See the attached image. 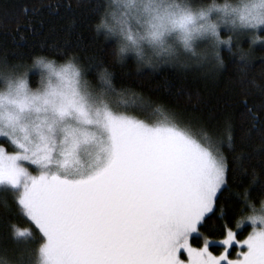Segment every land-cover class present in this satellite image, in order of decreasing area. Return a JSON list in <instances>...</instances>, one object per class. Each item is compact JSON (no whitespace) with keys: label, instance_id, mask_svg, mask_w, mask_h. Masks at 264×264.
Segmentation results:
<instances>
[{"label":"snow or ice","instance_id":"1","mask_svg":"<svg viewBox=\"0 0 264 264\" xmlns=\"http://www.w3.org/2000/svg\"><path fill=\"white\" fill-rule=\"evenodd\" d=\"M113 15L105 12L96 31L116 39L119 58L134 53L144 60L145 42L170 59L173 46L196 55L204 41L223 69L221 45L231 48L232 36L264 32V0H151L142 36L131 26L116 28ZM224 30L229 39L221 38ZM239 61L242 71L253 67L243 52ZM32 67L41 73L36 90L24 65L0 56V196L11 198L39 236L11 225L21 253L8 264H264V215L249 205L252 232L242 242L228 226L220 202L232 169L211 131L181 127L162 107L156 122L128 116L129 102L149 105L131 89L117 91L107 69L94 86L74 58L56 66L40 57ZM117 96L120 104L113 105ZM226 131L235 151L230 120ZM243 196L247 202V191ZM213 217L223 221L219 241L201 232ZM194 238H203V246L194 248ZM214 245L223 247L219 256L209 251ZM234 248L240 250L230 259Z\"/></svg>","mask_w":264,"mask_h":264},{"label":"trees","instance_id":"2","mask_svg":"<svg viewBox=\"0 0 264 264\" xmlns=\"http://www.w3.org/2000/svg\"><path fill=\"white\" fill-rule=\"evenodd\" d=\"M203 2L211 4L213 0ZM216 2L222 4L225 0ZM110 11L111 0H0V56L6 53L11 63L25 68H31L40 57L56 63L74 58L85 79L94 86L98 84V72L107 69L117 91L131 89L149 105L145 110L129 102L126 114L156 122L160 119L156 108L162 107L181 127H190L194 132L201 128L211 131L213 141H219L220 151L232 169L229 191L224 192L220 203L225 208L228 226L235 229L239 221L252 213L249 205L257 211L264 201V191L260 190L264 185V131L261 130L264 110L259 107L264 104V94L249 83L255 81L259 89H264V43L261 42L264 39L253 43L255 34L250 33L235 38L231 48L222 45L223 69L212 55L211 45L204 48L203 44L196 47V56L183 52L173 59L154 57L151 63H146L133 54L119 58L116 39L97 33L101 17ZM241 52L251 61L250 70H241ZM29 78L31 86L37 85L36 72H31ZM120 101L118 96L111 98L113 105ZM245 102L256 112L258 120L249 117ZM226 120L232 124L235 151L226 139ZM221 223L216 217L209 220L201 229L203 237L224 238ZM11 225L28 228L39 239L37 230L20 214L11 198L5 200L0 196V249L19 247L11 237ZM250 228L249 224L244 225L236 238L245 237ZM191 243L201 246L203 238H194ZM237 249L230 250V257H234ZM209 251L220 255L223 247L214 245Z\"/></svg>","mask_w":264,"mask_h":264},{"label":"clouds","instance_id":"3","mask_svg":"<svg viewBox=\"0 0 264 264\" xmlns=\"http://www.w3.org/2000/svg\"><path fill=\"white\" fill-rule=\"evenodd\" d=\"M150 2L151 0H112L116 10L112 11L114 15L110 17L111 23L118 29L121 26L125 29L131 26L133 28V35L142 36L144 33L142 28H140V25L143 23V9ZM173 48L174 51L172 52V56L177 57L180 54V48H175V46H173ZM148 51H150V55H146V52ZM183 51L186 52L184 49ZM141 55L146 63L147 61L152 60L153 57H168V53L153 49L152 45L147 42L143 45ZM260 214L264 215V201L261 202Z\"/></svg>","mask_w":264,"mask_h":264},{"label":"rangeland","instance_id":"4","mask_svg":"<svg viewBox=\"0 0 264 264\" xmlns=\"http://www.w3.org/2000/svg\"><path fill=\"white\" fill-rule=\"evenodd\" d=\"M114 10H116V8H115V5L112 3V0H111V11L110 12H112V11H114ZM225 31V35H222V39H229V37L230 36H232V34L231 33H227V30H224ZM255 35H257L258 34V36H260V38H261V40H263L264 39V32H257V33H254ZM245 35H250V33H247V34H245ZM245 35H243V36H245ZM241 37V36H240ZM235 38H237L236 36H232V40L234 41V39ZM199 44H203L204 45V48H207V47H209V45L210 44H208L207 42H204V41H201V42H198V44H197V46L199 45ZM196 46V47H197ZM222 46V45H221ZM223 46H226V47H229L228 45H223ZM184 51H183V49L182 48H180V54L181 53H183ZM129 54H133V55H135L134 53H129ZM180 54L178 55V56H180ZM146 55H150V51H148V52H146ZM154 58V57H153ZM66 63V62H65ZM54 64L56 65V66H59V65H62V64H64V63H56V62H54ZM33 65V64H32ZM28 70H29V72H28V80L30 81V78H29V74L31 73V72H36L37 73V80H38V83H37V85H35V86H31L30 85V82H29V86L33 89V90H36L37 88H40L41 87V73H40V70L39 69H35V68H33L32 66H31V68H27ZM0 90H2V89H0ZM128 116H130V117H132V118H134V119H139V118H137V117H135V116H133V115H131V114H127ZM140 120H142V119H140ZM146 121V120H145ZM33 174H36V173H33ZM253 213H250L249 215H252ZM255 214H257V215H259L260 214V209L259 210H257L256 211V213ZM249 215H247L244 219H242L241 221H239V223H238V225H239V227H237L236 226V228L235 229H232L234 232H237V231H239L244 225H246V224H249L250 226H251V228H250V230H249V232H248V234L245 236V237H243L242 239H237L238 241H244L245 239H247V237L251 234V232H252V225H251V223L248 221V219H247V217L249 216ZM28 229V228H27ZM223 239V238H222ZM209 240H213V239H209ZM219 240H221V239H215V240H213V241H219ZM192 246L194 247V248H200V247H202L203 246V243L201 244V246H195L194 244H192ZM218 246V245H217ZM35 247H38V245H36ZM240 249L238 248L235 252H234V257H229L230 259H236V257H237V252L239 251ZM20 253H21V249H20V247H15V248H13V247H7L6 249H0V264H8V262L14 257V256H19L20 255ZM213 254V253H212ZM214 256H219V255H215V254H213ZM184 258H186V257H184Z\"/></svg>","mask_w":264,"mask_h":264}]
</instances>
